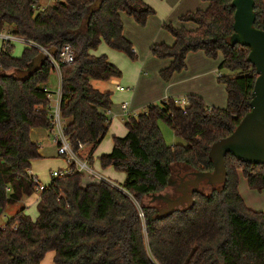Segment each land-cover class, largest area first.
<instances>
[{"label": "trees", "instance_id": "16d2710c", "mask_svg": "<svg viewBox=\"0 0 264 264\" xmlns=\"http://www.w3.org/2000/svg\"><path fill=\"white\" fill-rule=\"evenodd\" d=\"M202 1L207 8L180 17L194 28L164 24L174 44L156 43L150 50L172 60L160 71L165 81L186 68L189 52L202 50L213 59L222 54L218 78L226 85L227 106L210 107L190 95L185 107L168 98L130 116L127 135L114 137L112 151L100 156L103 168L126 173L120 185L105 180L84 185V174L67 157L68 170L57 171L40 191L37 218L21 207L0 227V264H41L49 252H55V264H264V212L248 208L239 191L240 172L251 189L264 190V164H248L228 153L226 182L202 183L191 205L162 216L164 207L143 204L146 197L167 191L177 165L213 171L212 144L231 135L251 108L258 74L248 60L250 48L230 42L232 0ZM95 2L55 0L38 10L35 0H0V33L7 30L28 44L20 57L13 55L11 41L0 49L1 211L37 191L30 170L42 156L31 130H55L47 83L56 68L48 57L24 76L41 53L29 42L54 50L57 60L66 44L74 49V61L60 68V112L77 157H92L109 131L112 93L98 90L92 80L108 81L122 71L107 55L93 52L105 42L136 59L122 13L145 26L156 10L144 0H104L91 11ZM254 10L255 27L264 30V0H255ZM160 121L185 142L168 144Z\"/></svg>", "mask_w": 264, "mask_h": 264}, {"label": "crops", "instance_id": "0c3cea01", "mask_svg": "<svg viewBox=\"0 0 264 264\" xmlns=\"http://www.w3.org/2000/svg\"><path fill=\"white\" fill-rule=\"evenodd\" d=\"M147 4L153 6L156 10V14L151 16L145 26H140L136 23L133 17L122 13V18L124 22V35L125 37L133 44V49L135 50L136 60L132 58L130 59L128 54L115 50L108 46L106 43L99 46L97 50L93 53L95 55L105 54L108 56L109 60L114 63L117 67L122 71V75L120 77L112 78L108 81H104L106 84L96 85V88L101 91H110L112 93V106L110 108L109 117L111 119V125L107 135L104 137L103 141L99 144L96 151L90 156H86L83 161L88 165L91 164V167L94 174L89 173L92 177L97 174L93 167H96L103 172L109 174V176H115L116 178L121 180V184L124 183L126 179V173L121 174L111 171V166L103 168L100 161V156L105 153H110L114 146V137H124L128 133V128L126 127V120L130 116H135L141 113L140 111H145L146 107L149 104L161 102L168 98L181 99L187 98L190 95H198L204 99L210 107H221L224 108L227 106V91L226 85L219 81V64L222 60V54L219 55L217 59L210 58L206 55V53L202 50L196 52H189L186 58V68L180 72L174 73L172 78L169 81H165L161 75L160 71L166 67H168L171 63L170 58L161 59L154 56L151 53V46L156 43H166L168 45H173L175 42L174 37L164 36L163 38H159L162 35L159 31V26L161 24L162 29H164V24H167L169 20H179L178 23H173L177 27L186 26L185 23L180 21V17L188 12H193L196 9L202 8L205 9L208 6V3L202 0H144ZM54 0H39L38 6L39 9H43L47 6H52L54 4ZM165 7V14L160 15V8ZM165 18L164 23L162 20ZM160 19L159 22H157ZM156 24V30L158 34L152 38L149 37L151 34V30H153L152 24ZM171 23V24H172ZM181 24V25H180ZM152 26V27H151ZM195 27V26H194ZM193 27V28H194ZM192 28V27H188ZM166 30V29H165ZM7 31V30H6ZM9 32V31H7ZM154 32V31H153ZM141 36L149 37L144 40L146 51L142 52V39ZM22 39V38H21ZM25 42V47L28 45L25 39H22ZM4 42V41H3ZM3 42L0 45V49L3 45ZM129 56V57H128ZM57 72V71H56ZM58 74V73H57ZM152 75V77H151ZM59 76V74H58ZM60 80V76H59ZM119 82L128 84L129 87H125V90H118L117 86H122ZM49 83V82H48ZM47 83V87L49 86ZM112 86H116V92L112 91ZM49 89V87H48ZM50 90V89H49ZM57 95V93H56ZM52 94L51 104L55 103V97ZM127 102L129 104V110L125 111L123 109V104ZM134 114V115H132ZM50 131L45 128H33L31 130V138L33 141L40 143V153L41 158L36 159L32 162V172L34 175L38 177L43 186L48 185L49 183H43L39 177V160H42L49 154L50 149L56 147L58 145V141H52V137L50 136ZM67 163L69 161L67 159ZM93 165V167H92ZM69 166L61 171H67ZM54 171H51V175ZM192 171L189 167L183 165L176 166V174L172 177L173 180H176L178 175L184 176L187 173ZM84 174V173H83ZM240 174V182H239V191L246 201L247 186L245 182L241 181ZM85 175V174H84ZM88 175V176H89ZM88 176L83 179V183L88 184L92 182H99L101 180L108 181L110 183H115L113 179L110 177L100 176L96 179H90ZM89 176V177H90ZM244 176V175H243ZM245 177V176H244ZM84 178V177H83ZM52 179V178H51ZM177 181V180H176ZM248 181V180H247ZM249 186V184H248ZM171 187V186H169ZM253 190V189H252ZM170 192V191H169ZM165 193H168L167 191ZM164 193V194H165ZM36 199V204L37 200ZM249 206V205H248ZM27 208L26 206H24ZM258 207L264 211V206ZM253 209V208H252ZM27 211V209H26ZM4 226V224L2 225ZM1 226V227H2ZM55 252H49L41 264H55L54 263Z\"/></svg>", "mask_w": 264, "mask_h": 264}, {"label": "water", "instance_id": "95a60500", "mask_svg": "<svg viewBox=\"0 0 264 264\" xmlns=\"http://www.w3.org/2000/svg\"><path fill=\"white\" fill-rule=\"evenodd\" d=\"M103 1L96 0L90 7L91 11L96 6L100 7ZM232 5L235 8L234 33L230 42L232 45L240 44L250 48L248 60L256 67L258 74L252 92L251 108L231 135L212 144L209 155L213 161V171L192 170L181 177L182 183L177 189L180 195L177 197H172L170 193L153 195L155 199L167 204L160 210L162 216H168L186 204L191 205L194 202L193 193L200 189L202 183L212 186L224 184L227 179L225 158L228 153L248 164H264V30L255 27V0H232ZM50 53L53 55L55 51ZM48 57L44 52L39 53L34 60L33 69L24 73V76L33 74ZM174 182L176 180L171 178L169 186Z\"/></svg>", "mask_w": 264, "mask_h": 264}, {"label": "rangeland", "instance_id": "374dc122", "mask_svg": "<svg viewBox=\"0 0 264 264\" xmlns=\"http://www.w3.org/2000/svg\"><path fill=\"white\" fill-rule=\"evenodd\" d=\"M171 1H173V0H171ZM190 1L192 2V0H190ZM199 9H202V8H199ZM196 10H198V9H196ZM164 12H165V7H161L160 8V15L165 14ZM156 20H158L157 22H159L160 19H156ZM164 21H165V18L162 20V23H164ZM166 22H168V23H172V22L173 23H178V25L180 23L179 20L177 22V20H174V19L166 21ZM173 25L176 26L175 24H173ZM185 25H187L188 27H192V28L194 27L193 23H185ZM152 26H153V30H151V34H150L149 37L152 36V38H154L158 34V32L156 30L157 26H156L155 23H153ZM159 31L162 34V35L159 36V38H163V35L172 37V35L167 30L162 29L161 24L159 26ZM149 37L141 36L142 44H143L142 47H141L142 52L147 50V48L145 47L146 45L144 43V40H146V38H149ZM3 41H4L3 38L0 36V45H1V43ZM12 44H13V49H12L13 55L16 56V57H20L22 55V53H23V51L25 49V45H26L24 40L17 39L16 41H13ZM103 44H105V42ZM120 52H122V51H120ZM129 58L131 59V57H129ZM151 77H152V75H151ZM119 83L122 86H124V87H129L128 84H125V83H122V82H119ZM92 84L96 88V85H99V84H102V85L104 84L105 85L106 83L104 81L92 80ZM48 85H49L48 87L50 89V92H52V94L55 96L56 93H58V91L60 90V80H59V76H58L56 71L51 73ZM112 91L116 92V86H112ZM219 108H221V107H219ZM143 111H140V112L142 113ZM132 115H134V114H132ZM159 125H160L162 133L164 135V138H165V140H166V142L168 144L173 145V144H176V143H184L185 142L182 138L177 137L175 135L174 130L167 123H165L164 121H160ZM49 133H50V136L52 137V141L57 143V141L55 140L56 130H53V132H49ZM50 151L51 152L49 154H47V156L45 158H43L42 160H39V163H37L38 167H39V174L38 175H39L40 179L42 180V182L44 184L45 183L47 184V183H49L51 181V178H52L51 171H53V170L61 171V170H64L65 168H67V166H69V164L67 163V157L63 156V155H60L58 153V145L56 147L52 146ZM89 167H91V164L89 165ZM92 167H93V165H92ZM93 168L96 170L95 172L97 174H95L94 176L91 177L90 176L91 175L90 171L85 169V171H84L85 175H84L83 179H85L90 173V175H89L90 177L88 176V178H90V179H96V178H98V177H100L102 175V176L107 177V178L110 177L111 179H113L114 182L117 183V184L112 183L113 185H120L121 184V180L116 178L115 176H111V175L109 176V174L103 172L102 170H100V169H98L96 167H93ZM111 171L112 172L116 171L119 174H121V172H123V171L116 170L113 166H111ZM123 174H125V172H123ZM241 181L245 182V184L247 186V190H248L247 191L248 194H246L247 203L244 201L245 204L247 205V207L251 208V209L253 208V210L263 208L262 206H264V190L263 191L252 190L248 186V181L243 175H241ZM169 191L173 192L174 189L172 187L171 188L169 187L167 189V192H169ZM39 194H40V191H36V193L33 194L32 196L24 197L20 202L14 204V205H10V206L6 207V209L4 211H1V209H0V227L3 224L5 225L9 221L10 217L13 216L16 213V211H18L21 207H24V206L27 207V213L33 219H36L37 216H38L36 199H37V197H39ZM143 202H144L143 204H145V205L152 204V205H154L155 207H158V208H163V207L165 208V205H163L164 201L162 202V201H160L158 199H155L153 195L146 197ZM186 205H184V206H186ZM184 206H182V207H184ZM258 207H261V208H258ZM256 211H262V210H256Z\"/></svg>", "mask_w": 264, "mask_h": 264}, {"label": "built area", "instance_id": "2783aa9c", "mask_svg": "<svg viewBox=\"0 0 264 264\" xmlns=\"http://www.w3.org/2000/svg\"><path fill=\"white\" fill-rule=\"evenodd\" d=\"M35 2H36V5L38 7V10H40L39 6H38L39 0H35ZM0 36L6 42L7 41L13 42V41H16L17 39H21V38H18L16 36L12 35L10 32H7V31L1 32ZM29 44L38 47L41 50V52H44L45 54L49 55V57L52 60L53 65L56 68L57 73L60 76V90L58 91V93L55 97V103L50 104V106H49L50 110H51L53 122L55 125V130H56V136L55 137H56V140L58 141V153L60 155L68 157L69 160H73L76 163L78 171L84 173V171L86 169V170H89L91 174H94L92 168H90L86 162L79 159L77 157V155L74 153V151L72 150L69 139L64 133L63 121H62L61 112H60V103H61V71H60V68H61L62 63L69 64V63H72L74 61V59H75L74 49H73L71 44H66L61 51V58L59 60H57L53 57V55L50 53V51L47 50L46 48H44L43 46L38 45V44L33 43V42H29ZM218 74H219V76L221 75L220 72ZM117 89L118 90H125L126 88L124 86L119 85V86H117ZM46 90H48V89L46 88ZM49 98L52 101V93L49 94ZM175 102L178 105H180L181 107H185L188 104L187 98L175 99ZM123 109L125 111L129 110V104L127 102H125L123 104ZM107 113L110 114V109L107 110ZM79 145H80V147H83V144L79 143ZM30 174L33 175V180L37 184V191L43 190L44 189L43 184L40 182L38 177L33 174L32 170H30ZM52 175L57 176L58 172L54 171L52 173ZM140 216L144 217V213L142 210L140 211Z\"/></svg>", "mask_w": 264, "mask_h": 264}, {"label": "flooded vegetation", "instance_id": "af4514ba", "mask_svg": "<svg viewBox=\"0 0 264 264\" xmlns=\"http://www.w3.org/2000/svg\"><path fill=\"white\" fill-rule=\"evenodd\" d=\"M186 175H184V176H180V175H178L177 177H176V182H174L173 183V185H171V187L174 189V191L173 192H168V193H170L171 194V196L172 197H177V196H179L180 195V193L177 191V189H178V187H179V185H181V177H185ZM187 178V177H186ZM170 187V188H171ZM166 206H167V204H166ZM165 206V207H166Z\"/></svg>", "mask_w": 264, "mask_h": 264}]
</instances>
